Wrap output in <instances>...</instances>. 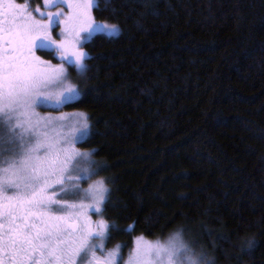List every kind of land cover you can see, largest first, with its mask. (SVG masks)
<instances>
[{
	"label": "trees",
	"instance_id": "trees-1",
	"mask_svg": "<svg viewBox=\"0 0 264 264\" xmlns=\"http://www.w3.org/2000/svg\"><path fill=\"white\" fill-rule=\"evenodd\" d=\"M159 2L93 8L119 34L84 40L80 95L44 108L86 113L78 146L109 188L101 214L124 247L176 231L214 264H264V0H184L188 87L171 93Z\"/></svg>",
	"mask_w": 264,
	"mask_h": 264
},
{
	"label": "snow or ice",
	"instance_id": "snow-or-ice-1",
	"mask_svg": "<svg viewBox=\"0 0 264 264\" xmlns=\"http://www.w3.org/2000/svg\"><path fill=\"white\" fill-rule=\"evenodd\" d=\"M30 2L0 0V264H117L123 260L120 246L97 255L114 226L102 219L93 225L83 211L102 213L109 194L105 180L87 190L91 204L68 199L79 195L82 179L71 174L74 162L89 155L74 147L76 133L89 127L86 114L81 128L65 134L63 117H41L36 111L40 105L64 104L80 95L75 85L66 83L65 64L85 72L88 53L77 45L93 35L119 34L117 25L92 16L93 8L110 10L111 0H43L46 8L58 9L49 12L39 6L29 10ZM64 5L71 9L67 14ZM61 24L65 38L57 41L51 31ZM38 49L58 55L61 63L42 60ZM127 264L208 261L176 233L166 244L138 239Z\"/></svg>",
	"mask_w": 264,
	"mask_h": 264
},
{
	"label": "rangeland",
	"instance_id": "rangeland-1",
	"mask_svg": "<svg viewBox=\"0 0 264 264\" xmlns=\"http://www.w3.org/2000/svg\"><path fill=\"white\" fill-rule=\"evenodd\" d=\"M22 4V3H21ZM31 7L34 9L36 5L34 3L30 4ZM63 11L65 14L69 13L71 9L67 7V5L62 6ZM57 8H51L49 11H57ZM46 11V10H42ZM93 16V14H92ZM94 18V16H93ZM95 19V18H94ZM97 22H107L105 20L95 19ZM116 25V24H115ZM65 26L62 24L61 28L59 29L60 36L58 39H55L53 36L52 38L55 40H63L65 37L62 35V29ZM87 35V34H83ZM159 43H160V62H159V79H160V87L164 93H171V92H183L187 90V52H186V35H185V6L184 0H160L159 2V15H158V31H157ZM83 42V41H82ZM82 42L77 47L82 48ZM71 47V44H69ZM85 52V51H84ZM55 58H47L43 59L44 61H50L52 65H58L61 63V60L58 55ZM67 69L66 72V83L70 85H75L79 90V84L82 77V73L77 70L74 66L65 64ZM54 91H59V89H54ZM61 104H54L49 103L46 105H40L36 108V111L41 115V117H63V123L65 124V128L63 131L65 134L70 133L73 128H81V125L84 123V115L86 114L83 110L80 109H73V110H52V109H45L44 107H59ZM87 123L89 125L88 119ZM88 132V129H81L76 133V140L74 143V147L76 150L80 151L81 153H89V149L82 148L78 146V141L81 140ZM76 170L72 171V175H79L82 179L78 182L79 183V195L78 196H71L68 199L71 202H75L77 204L83 202L85 205L91 204L92 200L89 197L87 190L91 185H93L97 180L103 179L99 175H94L92 173L91 167V158L90 154L88 156H81L77 158ZM4 165H0L2 167ZM87 170V171H85ZM90 209H83V211H88ZM101 215V213H100ZM176 231H173L164 237H149L144 235L143 233H135L130 241L129 249L127 253H125L123 257L122 264H127L129 260L130 254L136 247V242L138 239L143 238L144 241L148 243L155 244L160 242L161 244H166L167 241L174 236ZM184 243H186L193 251V253L200 254V258L202 260H207L208 264H214L213 258L211 255L207 254L204 251L197 249L191 241H186L182 237ZM118 243L115 242L111 245L109 252L116 249ZM127 254V255H126ZM106 256V255H105ZM126 256V257H125ZM125 258V259H124Z\"/></svg>",
	"mask_w": 264,
	"mask_h": 264
},
{
	"label": "flooded vegetation",
	"instance_id": "flooded-vegetation-1",
	"mask_svg": "<svg viewBox=\"0 0 264 264\" xmlns=\"http://www.w3.org/2000/svg\"><path fill=\"white\" fill-rule=\"evenodd\" d=\"M17 3H24L25 0H16ZM34 3L37 6H39L41 8V10H46L45 12H47V9L51 10V8H54V7H51V8H46L44 3H43V0H40V1H36V2H30V4ZM33 8L31 7L30 5V9L29 10H32ZM33 15L38 19V20H43L44 17H41L39 13H36V12H33ZM62 24L59 26V27H54L53 30L51 31V35L55 38V39H58V37L60 36V33H59V29L61 28ZM59 41V40H57ZM43 50H37L36 51V55L43 58V59H47L43 54H42ZM11 194V193H9ZM88 213V216L90 217L91 221L93 222V225H94V222L98 221V220H104L106 221L107 223H109V221L101 214H97L95 213L94 211L92 210H88L87 211ZM109 225H111L109 223ZM112 238V239H111ZM115 242L118 243V246H120V254L122 255V257H124L125 253H127V250L129 249V245L127 247H124L121 240L120 239H113V237L109 235L104 239L103 241V244H104V249H103V253L98 250L97 251V255L98 256H105L108 252H109V249L111 247L112 244H114ZM127 255V254H126ZM126 257V256H125ZM125 259V258H124ZM123 261V260H122ZM122 261L121 260H118L117 261V264H122Z\"/></svg>",
	"mask_w": 264,
	"mask_h": 264
}]
</instances>
